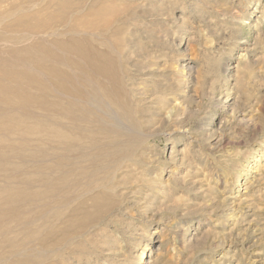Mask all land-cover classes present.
<instances>
[{"label": "bare ground", "instance_id": "bare-ground-1", "mask_svg": "<svg viewBox=\"0 0 264 264\" xmlns=\"http://www.w3.org/2000/svg\"><path fill=\"white\" fill-rule=\"evenodd\" d=\"M136 1L12 0L9 7L0 0V136L20 134V145L13 146L18 150L0 158V264L72 261L68 258L84 251L88 236L100 232L122 209L120 187L131 190L133 201L145 200L147 210L155 206L158 198L150 187L161 188L163 182L149 167L154 161L148 141L157 135L153 126L158 122L168 133L181 128L178 113L184 104L170 106L163 99L177 88L161 74H144L147 66L141 63L137 66L143 77L131 72V56L140 47L136 32H126V23L139 6L143 10L137 17L149 19L144 23L156 33V10L163 11L167 2L156 6L151 5L154 0ZM199 4L206 5L205 0ZM246 13L233 14L245 21L239 25L243 31L252 23ZM185 17L182 25L189 20ZM228 68L225 73L231 72ZM148 93L160 95L150 102ZM254 153L233 167L239 168L235 185L247 183L251 173L264 166V152ZM145 246V251L150 249ZM145 251L135 264L146 263Z\"/></svg>", "mask_w": 264, "mask_h": 264}, {"label": "rangeland", "instance_id": "rangeland-1", "mask_svg": "<svg viewBox=\"0 0 264 264\" xmlns=\"http://www.w3.org/2000/svg\"><path fill=\"white\" fill-rule=\"evenodd\" d=\"M199 1L164 0L163 11L155 13L160 22L156 33L147 27L151 24L144 23L149 19L137 17L143 10L139 6L126 23V32H136L134 40L140 47L137 55L132 54L136 59L131 56V72L143 77L137 66L141 63L147 66L144 74L157 72L176 86L175 92L163 99L170 106L178 101L184 104L178 113L181 128L169 130V134L161 123L153 126L158 133L148 141L150 155L154 154L149 167L158 171L163 182L161 188L150 187L151 195L153 192L158 198L155 206L147 210L145 200L139 197L140 202L133 201L136 198L131 190L120 187L122 209L100 226V232L93 233L96 237L88 236L84 251L74 253L66 264H135L146 243L150 249L145 251V264H264V166L251 173L247 183L234 184L239 170L234 168L239 161L248 152L256 151L253 156L264 152V0H205L206 5ZM161 3L151 1V5ZM2 4L10 7L12 0H3ZM240 11L247 12L252 22L244 31L239 25L245 21L234 18ZM185 16L189 20L182 25ZM189 66L193 68L189 70ZM227 66L231 72L225 73ZM148 94L145 96L152 98L150 102L160 95L153 98ZM12 116L19 117L15 113ZM19 136V131L0 136V158L18 150L13 146L20 145ZM115 247L118 250L113 251Z\"/></svg>", "mask_w": 264, "mask_h": 264}]
</instances>
